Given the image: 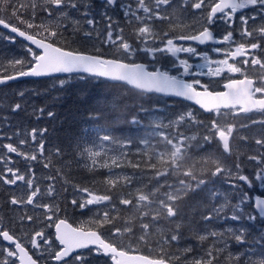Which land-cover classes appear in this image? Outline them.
Listing matches in <instances>:
<instances>
[{
	"label": "snow or ice",
	"instance_id": "6c2138e0",
	"mask_svg": "<svg viewBox=\"0 0 264 264\" xmlns=\"http://www.w3.org/2000/svg\"><path fill=\"white\" fill-rule=\"evenodd\" d=\"M108 5H115L116 0H105ZM174 0H152L151 6L147 0H135V8L132 4L124 5V15L129 22L136 20L140 26L134 30L133 39L129 40L123 35V29L119 28L114 33L113 25L110 22L105 30L103 38L100 39L99 34L97 39L100 40L101 47L110 49L108 56L98 54H87L77 50H70L65 47L57 46L60 39H63V33L69 27L65 21L70 20V17L63 9L65 7L76 8L75 0H43V5L39 0H0V26L4 29H9L11 33L17 34L29 41L33 47H27V57L22 59H14L9 62V66L15 70L13 75H0V84L14 80L17 77H41L49 76L54 73H86L90 76L101 77L107 80L122 83L126 86H131L137 90L138 94L143 93H158L167 96L183 98L189 101H194L206 113L212 115L207 126H204L203 121H199L192 111L179 114L173 121L165 125L162 121L154 122L150 125L152 131L147 137L141 138L139 143L145 147L137 150V154L141 157L138 162L129 161L131 167L149 174V185L137 187L136 195L132 198V194L122 196L119 199V204L124 206L133 205L135 200V208L140 212L139 217H130L124 222L123 228L113 229L114 236L126 235L129 237L135 236L136 220L139 219V229L141 235L137 240L141 243H148V237L151 233V224L145 222V218L159 224V221L166 219L169 222H176V227L172 234L165 235L160 243L159 254L156 257L147 255H131L130 250L120 247L117 243L104 238L103 234L98 230H85L83 228H73L64 219L54 221V217L60 211L59 205L53 203L38 202L37 197L41 195V189L34 184L33 178L22 174L19 169L7 167L10 163V157L0 156V163L6 165L4 171L0 173V182L5 185H17L18 182H23L28 189L27 193L19 197L13 196L10 203L14 206L32 205L34 208L43 210L46 226H51L47 222H54L55 239L54 241L46 235L43 228L34 230L29 243L33 249L38 250L40 256H47L55 262V264H91V261L86 255L77 250L87 249L89 254L96 256L107 257L112 261V264H173V260L179 261L181 257L174 256L165 251L164 245L178 243L181 239V229L183 222L180 221V209L177 206V201L187 196L189 192L202 190L207 181L202 176L197 175L195 164L186 165V157L190 154L192 142L197 140L196 135L186 134L181 129L184 125H197L205 127V133L200 137L204 144H211L213 140L219 142L222 152L225 155H231L230 138L233 135L234 125L220 121V117L232 115L234 118L241 113L247 114L259 112L264 116V57L256 55L257 51L264 52V0H181V8L202 11L207 9L206 15L203 17L202 27L195 29L193 34L174 35L177 25L169 23L168 31H158L153 26L152 22L171 21L172 17L168 14V9L172 7ZM252 9L253 14L250 16L242 15L240 17L239 35L241 41L236 42L233 27L235 14L243 9ZM37 9L46 13L47 22H36ZM53 9L58 10V15H54ZM144 15L141 16L140 13ZM87 16V13H84ZM111 21V17H108ZM257 20L260 23L257 25ZM147 21V22H146ZM217 21H223L228 24L229 29L220 39L214 36L212 27ZM249 21H252V27H249ZM89 26H94L95 21L91 18L86 20ZM79 21H72L73 32L80 31ZM93 37V31H84L83 38L90 40ZM178 41H196L200 45H205L209 42L215 44H227L230 50L222 48H214L218 54H223L225 58L213 60L207 52H198L196 47L191 45L182 46ZM38 50V51H37ZM100 51L99 48L96 49ZM149 56L152 60L157 58L158 53L170 55L178 61H174L173 66L177 71L183 69L184 75L209 77H220L223 73L240 74L242 79H228V82L223 85L225 91L213 90L211 83H203L200 79H194L192 82H186L180 79L177 75H172L167 70L154 68L149 71L148 67L143 63L134 62V57L140 54ZM179 53H187L192 57H200L204 63L196 65L199 69L207 68L208 71L192 72V64L187 59L179 57ZM243 57L237 62V58ZM233 61V62H230ZM216 67L213 68L212 65ZM240 65H243L240 66ZM256 67L262 70L261 74L256 78H250L246 73L248 66ZM59 84L64 87L65 81L60 80ZM23 95V93H21ZM20 104L14 106V111L19 110ZM52 115V113H49ZM93 119H107V115L98 112ZM261 123L264 125V119L259 121L252 120L251 123ZM132 124H138L139 121L133 117L130 121ZM248 125H242L246 127ZM172 129L171 132L163 129ZM87 131V129L85 130ZM97 140L104 143L118 144L120 148L131 147L133 141H118L116 137L109 134L103 128L95 130ZM101 132L104 134L101 135ZM32 141H36L37 132L35 129L30 133ZM42 135V133H41ZM158 137L156 143L153 139ZM26 140H20L19 144H26ZM257 145L264 147V139H257ZM200 144L199 147H204ZM162 145V147H158ZM7 153H15L23 157L25 160L38 161L44 156V144L40 142L37 147V153L28 154L20 150L18 146L12 143L3 145ZM83 153L87 159L91 161L93 168L98 164V158L102 157V151L85 148ZM59 154V150H57ZM120 155L126 156L127 153L121 152ZM120 156L111 157V165L119 168L121 164L118 162ZM250 160L257 161L258 164L264 165V157L257 158L250 156ZM203 164L210 165L208 172L211 176H222L225 173L229 177L233 175L231 169H226L219 159L211 157L202 158ZM143 165V169L141 168ZM159 165V167H158ZM103 168H109V163L103 161L100 164ZM45 168L49 167V163L44 164ZM237 173L235 178L244 182L248 187H252L253 179L261 182L264 186V167L259 168L254 172V177L250 178L247 175L239 174L241 165H235ZM31 171V170H30ZM204 172V168L200 169ZM34 176V173L31 174ZM176 176L184 177L178 179L177 183H168L167 180H161L162 177ZM106 183L109 191L115 189L121 181L123 186L130 187L134 176L115 175L114 177H106ZM156 181L155 187H150L151 181ZM236 187L235 184L232 185ZM143 188H147L144 191ZM166 188L167 191H161ZM54 188L49 186L46 194L51 196L54 193ZM79 193H83V199H73L72 205L84 210L90 206L100 205L105 202H111L113 197L110 194H98L91 191L88 187L77 188ZM213 199L219 197V193L212 191L210 193ZM250 200L247 193H241L240 203L235 206L231 219L239 221L244 218V210L241 205H244ZM155 205V211H144L145 207L152 209ZM114 209L115 205H111ZM254 207L259 218L264 219V198L255 197ZM223 208L213 207L207 211L202 219L207 222L211 221L214 216L218 215ZM20 223L34 222L35 217L24 214L20 218ZM116 217L110 214L109 211H104L102 217H98L94 223L99 227H103L106 223L113 224ZM249 221H255L257 215L251 212L247 214ZM229 234L237 244H244L247 239L246 229L241 227L238 230L229 229ZM212 237L218 234L212 232ZM0 238L9 242L13 247L0 249V264H16V258L20 264H39V257L33 259L29 254L27 247L22 243L21 239L7 229L0 227ZM205 235H199L200 241L205 240ZM264 239V237H261ZM94 246V247H90ZM192 252V248L184 249V259H187V254ZM218 258V250L215 248L208 250L204 256L194 257L191 264H215ZM229 261L235 260L236 264H264V252L257 255L254 251L249 250L242 257L240 254L229 256Z\"/></svg>",
	"mask_w": 264,
	"mask_h": 264
},
{
	"label": "trees",
	"instance_id": "16d2710c",
	"mask_svg": "<svg viewBox=\"0 0 264 264\" xmlns=\"http://www.w3.org/2000/svg\"><path fill=\"white\" fill-rule=\"evenodd\" d=\"M39 2L42 3L43 0H39ZM75 2L78 6L84 7L83 3H89L91 0H75ZM87 10L90 17H100V20H95V27L98 30L99 27L103 29L101 26L105 25L106 15L101 14L99 16L91 9ZM107 16L109 17V15ZM65 23L69 24V27L64 31V38L58 41L57 46L89 54L109 55L104 51L105 49L97 52L89 46V43L83 38V23H81V29L78 32H73L71 23ZM118 25L122 27L121 20H119ZM124 32L125 36H133L134 30H125ZM2 42L0 41V75H11L15 73V70L9 66L10 61L1 49ZM60 80L65 81L64 87L60 86ZM16 104H20L21 107L19 110L14 111ZM178 105L188 104L155 95L138 94L123 84L109 83L103 79L87 76L48 77L11 83L0 88V156L10 157L13 160L12 167L22 171V174L31 175L34 173L36 177L34 184L43 189V197L49 196L46 194L49 186L56 190V198L53 195L50 196L55 200L61 196L62 191H76L77 188L88 187L98 194L112 195L113 199L108 202L105 211H109L111 215L116 217L114 221H126L130 217H139L140 212L134 207L135 200L133 205L124 206L119 204V199L122 196H127L128 193H131L132 198H134L137 187L149 185L150 173L145 174V172L131 167L129 163V161L135 163L141 159L137 154V150H142L145 146L140 144L139 140L147 137L152 131L149 126L154 125V122L150 121L149 115L153 111L156 112L157 108H161L162 112L166 114V107L176 108ZM98 112L105 113L107 119H100L99 121L93 119ZM49 113H52V115H49ZM133 117H136L139 121L138 124L130 123ZM97 128H103L121 142L131 139L133 144L131 147L124 148H120L118 144H101L96 137L95 130ZM33 129L37 132L35 142L32 141L30 135ZM86 129L87 131H85ZM163 130L172 131L168 128ZM103 134L101 132V135ZM158 139V137L154 138L153 143H156ZM20 140H26L27 143L20 145ZM40 142L44 144V156L38 161L26 163H20L18 159L22 160L23 157L15 153H7V150L3 147L7 143H12L25 153L27 150H33L32 153H37ZM108 145L112 148H108ZM158 147H162V145H158ZM85 148L102 151V157L98 158V164L95 168L91 166V161L83 153ZM57 150H59V154H57ZM121 152L127 153V155H120ZM191 152L193 156L199 153L198 150H192ZM112 156H120L118 162L121 167L117 168L111 165ZM103 161L109 163V168L100 166ZM45 163H49L48 168L44 167ZM5 167V164L0 163V173L4 171ZM143 167L141 165L142 169ZM209 167L210 165L205 164L204 172H200L201 167L198 165L195 168L197 175L209 179L211 177L208 172ZM115 175L134 176L132 185L122 187L121 185L124 182L121 181L115 189L109 191L105 178L114 177ZM171 177V181L176 179L175 183L178 179L184 178ZM163 179L162 177L161 180L163 181ZM155 186L156 181H151L150 187ZM20 189H25L23 184L5 185L0 182V216L2 221L9 222V225H13L9 219L11 215L14 216V223H18L19 208L10 203V198L16 195ZM143 190L147 191L148 189L143 188ZM161 191L167 190L164 188ZM224 197L219 193V197L213 199L208 192L202 189L189 192L187 196L177 201L179 209L185 210L183 216L186 221L182 216L184 223L181 229L180 241L171 245H164L166 252L181 257L179 261L173 260V264H191V260L194 258L191 256L192 253L202 252L204 254L213 248L218 250L220 246H224V248L219 251L216 260L218 264H236L235 260L229 261V256L240 254L243 257L249 250L254 251L257 255L264 252V239H261V237H264L262 233L264 220L258 218L255 223V221L246 219L244 215L243 219L234 221L225 218L226 212L222 210L211 221L205 222L202 219V216L206 215L207 211H210L215 203ZM237 197V194H233L227 196V199L233 205L236 203ZM113 204L115 205L114 209L111 207ZM25 210L28 213H34L36 208L30 206ZM23 213L25 214L24 211ZM252 214H254L253 209ZM160 224H162L163 231L158 235L159 238L172 234L169 226L162 222ZM136 225L138 232L139 219L136 220ZM84 226L102 231V228H98L95 223H86ZM241 227L246 229L247 239L244 244H237L229 234V229L238 230ZM152 229L154 228L151 225ZM221 230L225 233H222ZM215 231L218 232L222 238L221 240L210 235ZM199 235H205L207 238L200 241L198 239ZM0 245L4 246L1 240ZM146 246H137L134 251L149 257L158 256L160 245L155 250L151 248V244L149 249ZM188 247L192 248V252L187 254V259H184V249ZM226 254L227 259H224Z\"/></svg>",
	"mask_w": 264,
	"mask_h": 264
},
{
	"label": "rangeland",
	"instance_id": "374dc122",
	"mask_svg": "<svg viewBox=\"0 0 264 264\" xmlns=\"http://www.w3.org/2000/svg\"><path fill=\"white\" fill-rule=\"evenodd\" d=\"M147 2L149 3V6H151L152 0H147ZM208 2H210V0H208ZM80 3H82V2H80ZM83 4H84V7H80L78 5L76 8L65 7L63 10L66 11L70 17V20L65 21V22L72 24V21H79L80 22L79 23L80 29H81V23H83L84 29L82 30V33L84 31H93L92 39L85 40V41H87L89 43V46L94 51H96L97 48H99L100 50L105 49L104 51L107 52V54H110V49L107 47H101L100 40L97 39L98 34L100 36V39L103 38L105 30H106L108 24L110 23L107 15H109V17H111V21H113L111 23L113 25L114 33L116 31H118L119 28H122L123 29V35L125 36V34H124L125 30H135L136 28H138L140 26V24L134 19L131 22H129L128 18H126L124 15L123 6L127 5V4H132L133 8H135V0H117V3L115 4V7H113V9L109 8L105 4L99 3L98 0H91V2H89V3L84 2ZM180 4H181V0H174L172 7H170L168 9V14L172 17L171 21L155 20L152 22V24L156 30L161 31V32L166 31V30L168 31L169 30V23H172V24L177 25L175 33H182L183 26L185 24H189L191 21L195 22V19H198V18H201L199 21H203V17H204V15H206L207 9H204L202 11H196V10L187 9V8L182 9ZM41 5H43V2L41 3ZM87 9H91V11H93L96 15H99V16H101V14L106 15V20H104L105 25H103V26L99 25V26L103 27L104 30L101 29L100 27H99V30L96 29V27H95L96 24H94V26H89L87 24L86 20L89 18L93 19L94 21L100 20V17H98V16L90 17L89 11ZM53 13H54V15L59 14L58 10H55V9H53ZM84 13H87V16H85ZM251 13L253 14V11ZM140 15L143 16L144 14L141 12ZM36 17H37V19H36L37 23H39L41 21L47 22L46 13L40 11L39 9H37ZM119 20H121L122 27H120L118 25ZM201 24L202 23H200L199 25H201ZM183 33L184 34H193V30H186ZM125 38L132 40L133 36H125ZM0 41L4 42V43L2 42L3 48L1 47V49H3L5 56L9 59V61L14 60V59H22V58L30 59V57H27V47L28 46L25 45L24 43L14 39L11 35H9V34L6 35V34L0 32ZM185 45H192V44H185ZM198 52H207L209 54L210 58L213 60L222 59V57L213 56L212 55L213 51L211 48L206 49V50H198ZM178 55L182 59H187L190 64L198 65V64L204 63V61L200 57H192L190 55H189V57H184L181 55V53H179ZM167 56H169V55H167ZM217 58H219V59H217ZM133 59H134V62H143V63L152 62L154 64V67L159 66L163 70H165L164 65L161 63H165L166 65H173L174 61L176 63H178V61H176V59L174 57L167 58L166 55L163 53H158L157 58L155 60H152L149 56H146L143 53L140 54L139 56L134 57ZM155 61H157V62H155ZM212 67L215 68L216 65L213 64ZM196 69L198 71H202V70H204L206 72L208 71L207 68H204V69L196 68ZM247 71L248 70L246 69V72ZM171 72H173L174 75L178 76V75H182L183 69H180L179 71L175 70V71H171ZM206 77H207V75H206ZM185 78L186 77H183V79H185ZM199 78H200V76H199ZM208 80L213 85L212 88H215L216 84H217L216 81L213 82V80L210 78ZM204 81H206V79ZM166 109H167V112L165 114L164 112H162L161 108H157L156 112L153 111V113H151L149 115L150 121L151 122L152 121L153 122L162 121L165 125H167L170 121H173L179 114L185 113L187 111H192L195 114V111L191 107L189 108L188 105H178L176 108L166 107ZM152 110H153V108H152ZM195 116L198 119V116L196 114H195ZM211 119H212V115H211V117L206 116V118L201 117V121H203L204 126H207ZM259 120L257 119V121H259ZM220 121L222 124H224V123L232 124V121H230V119L227 116L220 117ZM204 128L205 127H200L197 125L188 124V125H184V127L181 129L186 134L196 135V133H197V137H198L195 142L194 141L192 142L193 145H192L191 151L192 150H198L199 153L196 156H193L191 154L192 152L190 151V154L188 155V157H186L185 163L188 166L195 164V168H197V166L200 165L201 168L205 169V164H203L201 162L202 158L211 157L212 159H219L221 164L226 169H231L232 173H233V175L231 177H229L227 175V173H225L222 176H216V177L211 176L209 179L205 178V180L207 181V185L203 186V189L206 192H208L209 195L212 191H216V192L220 193L221 195L225 196L224 198L220 199L219 201H217L215 203V207H220L221 205H223L222 211L226 212V215L224 217L229 218V219H231V216L233 215L235 206L240 203L241 193H247V195L250 197V200L247 203H245L244 205H241V207L244 210V215L247 219V214L250 212L252 213V205H251L252 195L257 193V194L264 196V186H261L260 181H256L254 179H253L252 187H248V185L245 184L244 182L242 183L241 181L237 180L235 178L236 173H237L235 165L236 164L241 165V168L239 170V174L247 175L250 178H253L254 172L257 171L259 168L264 167V165L258 164L257 161L250 160L249 157L250 156H256L258 159L261 157H264V147L257 145L254 141H252L250 145H246V146L238 145L240 143L241 137H242V135L240 133L239 139H237V141L235 143L230 144L231 155H226V157L223 158L224 153L222 152L221 147H218L216 145L204 146L202 148L199 147L200 144H198V143H199V141H201L200 137L204 134L202 132V130H204ZM250 133H252V130L250 131ZM253 137L255 140L259 139L256 136V132H253ZM108 148H112V147L108 145ZM32 152H33V150H27L26 153L32 154ZM18 160L20 163H26V162L30 161V160H25L24 158H22V160H20V159H18ZM12 165H13V160L10 158V163L7 164V167H12ZM20 172H22V171H20ZM26 176H30L31 178H33V180L35 182V178H36L35 175L34 176L26 175ZM222 183H225L226 186L229 185V187L225 188ZM18 184L19 185L23 184L25 189H20L16 193V195H13V196H17V197L26 194L28 191V189L26 188V186L24 185L23 182H18ZM233 184H235L236 187H233L232 186ZM40 189H41V187H40ZM56 194L57 193L55 190L52 195L56 198ZM233 194H237L238 197L236 199V203L231 205L230 200L227 199V196L229 197V196H232ZM73 199L82 200L83 199V193H79L77 190L76 191L67 190L64 192L62 191L61 196H59V198H57V200H58L57 201L53 197H50V196L43 197V189H41V195L37 197L38 202L53 203V204L59 205L60 211L57 214V216L54 217V221H56L58 219H64L68 223L73 225L74 227L83 228L85 230L89 229V228H86L84 226L86 223H94V221L98 217H102V213L105 211V207L108 204V202H105V203H102L100 205L90 206V208H88V209L81 210V209L72 205L71 201ZM226 202L228 203L227 205L225 204ZM134 205H135V202H134ZM30 206H32V205L15 206L16 208H19L18 209L19 214H18V223L17 224L14 223V216L13 215H11L9 217V219L13 223V225H9V222H5V220L2 221L1 216H0V227H2V228L4 227V229L9 230L13 234H15L17 237H19L21 239L22 243L27 247L29 253L33 256V258L34 259H37L38 257L40 258L39 259L40 264H55L54 262H52L51 258L47 256V253H45L44 256L41 257L38 250L33 249L29 243V240H30L34 230H39L41 228H43L46 235H48L54 241V233H53L54 222H47L48 224H51V226H46L43 223V220H44L43 210L36 208L34 213H31V212L28 213V211L25 209L29 208ZM23 211L27 215H31V216L35 215V217L37 219H35L34 222H32V223L25 222L23 225H21L19 218L22 215H24ZM144 211H150V213L152 211H155V205H153L152 209H148L147 207H145ZM184 212H185V210H180V215L178 218L182 222H183V219L186 221V218L183 216ZM231 212H232V214H231ZM182 216H183V219H182ZM257 220H258V216H257V219L255 220V223ZM124 222L125 221L119 220V221H114L113 224H107L106 223L103 227H101L102 228L101 233L106 237V239L111 240L114 243H117L120 247H123L127 250H130V253H132L133 250H135L137 246H146L145 243H141L137 240V236L139 237L141 235L140 229L138 230V232L136 229L135 236H132V237H129L126 235L114 236L112 234L114 227L115 228H123ZM145 222L150 223L154 228L151 230V233H150L151 235L149 236V241H148L147 246H146L149 249L150 244H151V246H152L151 248L153 250H155L156 248L159 247V245H160L159 242H161L162 238H163V237L159 238V236H158L163 231L162 224H160V222L164 223L166 226H169V228H171L172 231L176 227V222H169L166 219L160 220L159 224L151 221L149 218H145ZM10 228H12V229H10ZM91 230H93V229H91ZM215 232L218 234L217 231H215ZM221 232L225 233V231L223 232V230H221ZM262 233L264 235V228H263ZM215 238L216 239L219 238V240L222 239L219 236V234ZM3 248H9V247L5 246V245L4 246L0 245V249H3ZM223 248H224V246H220V249H218V254L220 253L219 251H221ZM82 253H84V255H86L88 257V259L91 261V264H111L109 262L108 258H105L103 256H96L94 253L89 254L88 250L82 251ZM205 253L203 254L202 252H198V253L195 252V253H192L191 256L201 257V256L205 255ZM13 259H15V258H13ZM224 259H227V254H226V258H224ZM216 264H218L217 261H216Z\"/></svg>",
	"mask_w": 264,
	"mask_h": 264
},
{
	"label": "flooded vegetation",
	"instance_id": "af4514ba",
	"mask_svg": "<svg viewBox=\"0 0 264 264\" xmlns=\"http://www.w3.org/2000/svg\"><path fill=\"white\" fill-rule=\"evenodd\" d=\"M210 2H211V0H210ZM252 11L253 10L250 9V8L249 9H243V10L238 11L235 14V17H234L235 23H234L233 27L236 29V31L234 32V36H235V39H236L237 43H239L241 41V39H242L241 36L239 35L240 17L242 15L250 16V15H252V13H251ZM200 19L201 18H198V19H195V22L191 21L189 24H185L183 26V30H185V31L186 30H193V27L195 29H199L200 27H202V24L199 25L200 23H197ZM252 23H253L252 21H249V27H252ZM256 23L258 25L260 23V21L257 20ZM212 30H213L214 36L217 39H220L227 32V30H230V29H229L228 24L224 23L223 21H217V23L215 25H213ZM174 35H179V34H174ZM177 43L179 45H182V46H189V45H185V44H190V43H179V42H177ZM191 46L196 47L197 50H206V49H210V48L211 49L222 48V49H225V50H230L229 46L227 44H215V43L205 44V45L192 44ZM181 55L184 56V57H189V54H187V53H181ZM212 55L216 56V57H218V56L222 57V59L225 58L222 53L218 54L215 51L212 52ZM256 55L264 57V52L258 50ZM166 57L167 58H171L172 56H170V55L167 56L166 55ZM217 59H219V58H217ZM242 59H243V57L237 58V62H239ZM155 62H157V61H155ZM231 62H233V61H231ZM161 64H163L164 65V69L169 71L170 73H173L171 71L177 70L176 67H174L173 65H166L165 63H161ZM153 65H151V66H153ZM192 65H193V67H192L191 71L192 72H199L196 69L197 68L196 65L195 64H192ZM151 66H150V68L159 67V66H156V67H151ZM241 66L243 67V65H241ZM246 69L248 70L246 73L249 75L250 78H256L262 72V70L259 68V66H256L254 68V67L249 65ZM202 71L206 73V71H204V70H202ZM178 76L180 78H182V79H183V77H186L185 80L187 82H192L194 79H200L203 83H209L210 81L208 79L210 78V79L213 80V82L216 81V83H217L216 87L213 88L216 91H223L224 90L223 85L225 83H227L228 79H230V78L231 79L243 78V76H241L240 74H230V73H227V72L223 73L222 76H220V77H208V76L206 77V75H202L199 78V76L184 75V74L178 75ZM205 79H206V81H204ZM190 107L195 111V114L198 116V120L199 121H201V117H203V118H206V116L211 117V114H209V113L201 112L198 109L196 110L192 106H189V108ZM227 117L230 119V121H232V124L235 126L234 127V131H233V135L230 138V144L231 143H235L237 141V139H239L240 133H241L242 137H241V141H240V143L238 145L246 146V145H250L252 141L255 142L256 140L253 137V132H256L257 138L264 139V125H262L259 122L255 123V124L251 123L252 120L264 119V116H262L259 112L250 113V114H247V116H245V114L241 113L239 116H237L235 118L232 115H228ZM242 125H248V126L242 127ZM205 130L206 129L204 128V130H202V132L205 133ZM251 130H252V133H250ZM196 136H197V133H196ZM198 144H204L203 140L201 139V141H199ZM211 145H216L218 147H221L219 142L216 141V140H213V142L211 144H204V146H211ZM225 157H226V155L224 154L223 158H225Z\"/></svg>",
	"mask_w": 264,
	"mask_h": 264
},
{
	"label": "water",
	"instance_id": "95a60500",
	"mask_svg": "<svg viewBox=\"0 0 264 264\" xmlns=\"http://www.w3.org/2000/svg\"><path fill=\"white\" fill-rule=\"evenodd\" d=\"M100 1H105V0H100ZM110 6H113V5H110ZM0 30L6 32L7 34H10V35H13L14 37H16L17 39H19L20 41H23L25 44H27L28 46L30 47H33L35 49V46L34 45H31L29 41L25 40L23 37H19L17 34L15 33H11L9 29H4L2 26H0ZM186 42V41H184ZM187 42H192V43H196L198 44V42L196 41H187ZM209 43H212V42H209ZM200 45V44H199ZM38 51V50H37ZM146 65V64H145ZM147 66V65H146ZM78 74H81V75H86V76H90L86 73H54L52 75H49V76H41V77H32V76H25V77H17L16 79L14 80H10V81H7L6 83L4 84H0V88L1 87H4L8 84H11V83H15V82H20V81H25V80H36V79H42V78H48V77H61V76H68V75H78ZM13 75V74H12ZM90 77H94V76H90ZM97 78H101V77H97ZM101 79H104L110 83H117V82H113V81H110V80H107L105 78H101ZM118 84H122V83H118ZM131 88V86H129ZM224 88V87H223ZM135 90V89H134ZM137 91V90H136ZM225 91V89H224ZM146 94H156V95H159V96H167V95H163V94H158V93H146ZM168 97H171V98H175V99H178V100H181V101H184L186 103H189L191 104L192 106L198 108L199 110H201L202 112L206 113L203 109H200L199 105L195 104L194 101H189V100H186V99H183V98H178V97H174V96H168ZM255 197L257 196H254L253 197V207H254V201H255ZM262 198V197H261ZM254 210H255V207H254ZM256 212V210H255ZM257 213V212H256ZM258 214V213H257ZM68 223V222H67ZM69 224V223H68ZM73 227V226H72ZM74 228V227H73ZM53 233H54V238H55V227L53 226ZM2 240V238H1ZM2 242L7 245V246H11L14 248V245H9V242L7 241H4L2 240ZM90 247H94V246H90ZM83 250V249H82ZM78 252L81 251V250H77ZM131 255H141V254H138V253H130ZM16 259V258H15ZM17 263L16 264H20L19 260L16 259ZM111 261V260H110ZM112 263V261H111Z\"/></svg>",
	"mask_w": 264,
	"mask_h": 264
}]
</instances>
